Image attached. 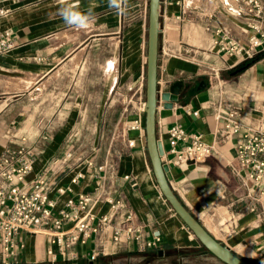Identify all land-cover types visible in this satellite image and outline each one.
I'll return each mask as SVG.
<instances>
[{
	"label": "crops",
	"instance_id": "obj_1",
	"mask_svg": "<svg viewBox=\"0 0 264 264\" xmlns=\"http://www.w3.org/2000/svg\"><path fill=\"white\" fill-rule=\"evenodd\" d=\"M186 1L161 0L159 92H168L177 81L183 84L171 108L160 97L158 102L157 138L164 148L167 179L216 240L247 260L264 264V218L246 198L234 170V140L214 118L219 102L240 108L245 121L261 117L264 58L231 75L254 59L219 54L212 33L206 30L213 24L206 16L208 5L187 7ZM89 2L22 0L18 6L5 5L10 13L1 20V28L13 32L16 47L0 55V150L18 145L32 149L33 170L26 182L44 174L57 209L78 193H93L102 182L109 196L122 201L117 213L106 203L95 207L98 215L111 217L112 227L73 247L77 263L90 264L95 256V264H138L153 255L164 259L170 251L199 249L200 243L160 191L144 127L143 131L128 129L138 118L144 126L149 0H126L124 14L110 9L107 0H97L95 19L83 30L68 28L57 14L69 4L86 10ZM216 7L229 32L245 41L250 35L245 21L229 16L220 2ZM201 83L204 87L198 89ZM130 85L141 95L131 99ZM174 125L202 134L207 144L217 140L214 155L202 163L172 165L167 131ZM8 131L16 132L18 139L10 142ZM130 141L135 142L133 148ZM68 153L72 158H67ZM90 159L94 165L88 168ZM101 165L106 168L99 171ZM79 172L83 176L73 184ZM222 172L237 186H229ZM68 186L72 193L58 192ZM126 214L131 220L125 219ZM113 227L139 229L145 241L159 231L162 243L158 249L140 252L126 233L114 243ZM16 241L17 256L8 262L51 264L45 235L22 232ZM56 253L57 263L68 262L66 252Z\"/></svg>",
	"mask_w": 264,
	"mask_h": 264
},
{
	"label": "built area",
	"instance_id": "obj_2",
	"mask_svg": "<svg viewBox=\"0 0 264 264\" xmlns=\"http://www.w3.org/2000/svg\"><path fill=\"white\" fill-rule=\"evenodd\" d=\"M213 1H219L229 16L243 19L250 31L245 41L238 40L218 19V7L206 4L208 6L205 8L209 7L206 16L213 20L212 25H206V30L212 33L217 52L225 56L240 55L244 59H254L264 53L263 0ZM21 3L22 0H0V55L9 53L16 47L13 32L1 28V20L10 13L5 5L18 6ZM127 90L132 93L131 99L141 95L132 85ZM259 110L262 114L259 119L245 121L240 108H227L219 102L214 118L233 138L237 163L234 170L241 178L246 198L259 208L264 218V100L261 101ZM143 127L141 118L128 124L130 130L143 131ZM167 133L169 154L172 156L169 162L172 165L202 163L216 152L217 140L213 144H207L203 141L202 134L187 133L181 125L172 126ZM6 138L10 142L18 139L13 131H8ZM134 146L135 142L130 141L129 147ZM34 157L32 149L23 145L6 146L0 150V263H8L17 256L16 237L22 232L47 237V256L51 264L57 262L56 250L66 252L68 262H76L78 257L72 250L77 243L86 244L92 235L112 227L111 217L108 214L98 215L95 207L106 203L112 213H117L121 210L122 201L109 196L102 182L93 193H78L67 199L63 208L57 209L56 201L49 197L51 190L44 174L35 181L26 182L33 170ZM67 158H72V155L68 153ZM86 161L88 168L94 165L93 159ZM105 168L106 165H101L97 169L102 171ZM82 176L79 172L72 183H77ZM58 192L63 195L72 193L73 189L68 186L59 188ZM251 210L256 211V207ZM131 218L130 214H126L127 221ZM112 229L114 243H118L126 233V238L132 237L140 252L158 249L162 243L159 231L153 233L152 239L145 241L139 229ZM95 262L96 257L91 256L90 263Z\"/></svg>",
	"mask_w": 264,
	"mask_h": 264
},
{
	"label": "water",
	"instance_id": "obj_3",
	"mask_svg": "<svg viewBox=\"0 0 264 264\" xmlns=\"http://www.w3.org/2000/svg\"><path fill=\"white\" fill-rule=\"evenodd\" d=\"M161 0H149L148 17V49H147V71L145 103L143 105L144 132L146 136V147L153 174L160 188L161 193L170 204L176 215L194 235L200 245L221 264H250L247 259L232 251L229 247L216 240L209 231L200 223L194 214L185 206L178 195L172 189L168 179V167L163 162L164 148L162 142L157 138V111L159 97L166 102L165 107L171 108L181 93L183 84L175 82L168 92L159 94L158 87V59H159V36H160ZM204 83L198 87L202 89ZM222 179L229 186L236 187L225 172H222ZM163 251L158 253L163 255ZM0 264H33V263H0ZM93 264V263H90Z\"/></svg>",
	"mask_w": 264,
	"mask_h": 264
},
{
	"label": "rangeland",
	"instance_id": "obj_4",
	"mask_svg": "<svg viewBox=\"0 0 264 264\" xmlns=\"http://www.w3.org/2000/svg\"><path fill=\"white\" fill-rule=\"evenodd\" d=\"M224 1V0H223ZM231 1V0H229ZM206 4L214 7L219 4V1L205 0ZM204 3V0H187L186 6H199ZM120 264V263H119ZM138 264H221L215 260L201 245L199 249H188L179 251H170L164 256V259H159L156 255L149 257L147 261Z\"/></svg>",
	"mask_w": 264,
	"mask_h": 264
},
{
	"label": "clouds",
	"instance_id": "obj_5",
	"mask_svg": "<svg viewBox=\"0 0 264 264\" xmlns=\"http://www.w3.org/2000/svg\"><path fill=\"white\" fill-rule=\"evenodd\" d=\"M126 0H107V6L117 14H124ZM97 0H90L86 10H80L73 5H65L58 9V15L68 28L87 29L95 19L94 10Z\"/></svg>",
	"mask_w": 264,
	"mask_h": 264
},
{
	"label": "trees",
	"instance_id": "obj_6",
	"mask_svg": "<svg viewBox=\"0 0 264 264\" xmlns=\"http://www.w3.org/2000/svg\"><path fill=\"white\" fill-rule=\"evenodd\" d=\"M262 58H264V53H262V54L258 55L257 57H255L253 61H250L248 63L243 64L242 66H240L239 68H237L236 70H234L231 75H238V74L242 73L246 68H248L250 66V64L252 62H254L256 60H260ZM248 262L250 264H256L255 262L250 261V260H248ZM97 263L100 264L99 262H97ZM54 264H81V263H77V262H74V263H68V262H65V263H57L56 262Z\"/></svg>",
	"mask_w": 264,
	"mask_h": 264
},
{
	"label": "flooded vegetation",
	"instance_id": "obj_7",
	"mask_svg": "<svg viewBox=\"0 0 264 264\" xmlns=\"http://www.w3.org/2000/svg\"><path fill=\"white\" fill-rule=\"evenodd\" d=\"M111 264H119V263H116V262H111Z\"/></svg>",
	"mask_w": 264,
	"mask_h": 264
}]
</instances>
